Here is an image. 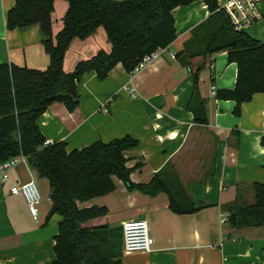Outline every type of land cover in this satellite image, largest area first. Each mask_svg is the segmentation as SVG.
Returning <instances> with one entry per match:
<instances>
[{"label": "crops", "instance_id": "1", "mask_svg": "<svg viewBox=\"0 0 264 264\" xmlns=\"http://www.w3.org/2000/svg\"><path fill=\"white\" fill-rule=\"evenodd\" d=\"M226 1L217 0L219 8ZM13 5L14 0H0V64L44 70L49 58L39 26L6 28V15ZM53 8L52 32L56 35L67 3L55 0ZM255 13L244 31L264 44V0L257 2ZM172 16L177 37L156 60L131 74L118 64L104 80L94 72L84 74L76 85L77 107L69 112L63 104L53 103L38 119V127L45 140L64 142L67 151L131 137L137 146L124 152V157L132 184L147 183L166 167L177 176L195 207L205 205L193 214L179 215L169 209L165 193L149 196L129 190L113 178V192L78 207L106 208L104 216L82 226L114 232L122 264H264V227H238L237 216L235 225L228 220L220 223L232 208L252 205L253 184H264V149L260 144L264 137V94H255L235 116L233 101L216 98L218 91L233 89L236 79V65L227 62L225 52L192 59L188 67L176 58L192 30L208 19L209 10L195 1L176 7ZM100 50L110 51L101 28L84 41L70 43L63 69L71 72L77 62ZM198 67L196 87L205 101L206 125L196 124L187 109L194 90L192 73ZM125 86L135 90L134 99ZM31 180L48 198L38 207V222L31 218L21 196L9 194L11 187ZM50 207L47 180L37 177L28 164H17L7 183L0 186V264H50L55 260L53 237L60 217L48 219ZM130 220L147 223L153 239L150 253L122 252L121 226Z\"/></svg>", "mask_w": 264, "mask_h": 264}, {"label": "trees", "instance_id": "2", "mask_svg": "<svg viewBox=\"0 0 264 264\" xmlns=\"http://www.w3.org/2000/svg\"><path fill=\"white\" fill-rule=\"evenodd\" d=\"M54 1L14 0L7 12L8 30L39 26L49 63L44 70L0 64V162L24 156L34 174L48 182V219L53 215L60 217L53 237L55 260L50 264H122L114 232L82 226L104 216L106 208L78 207L79 203L113 192V178L121 180L129 190L149 196L165 193L169 209L179 215L193 214L205 205L195 207L177 176L166 171V167L147 183L132 184L124 152L137 146L133 138L97 141L83 149L67 151L64 142L43 145L45 139L38 119L53 103H61L72 112L79 103L76 85L84 74L94 72L99 80H104L118 64L131 74L145 56L172 44L177 37L172 11L179 6L201 1L210 16L192 30L176 58L181 66L188 67L192 59L225 52L227 62L236 65V79L233 89L218 91L216 98L233 101L235 116L255 94H264V44L244 30L235 31L217 0H62L67 3V10L61 29L53 35ZM99 28L110 51L100 50L66 72L63 60L70 43L74 39L86 40ZM200 69L192 73L194 90L187 109L196 124L206 125L205 101L196 87ZM260 144L264 149V137ZM252 189L254 203L230 211L235 212L241 228L264 227V184L255 183Z\"/></svg>", "mask_w": 264, "mask_h": 264}, {"label": "built area", "instance_id": "3", "mask_svg": "<svg viewBox=\"0 0 264 264\" xmlns=\"http://www.w3.org/2000/svg\"><path fill=\"white\" fill-rule=\"evenodd\" d=\"M260 0H228L222 4L220 9L230 18V22L235 31L240 32L255 19L256 17V4ZM159 49L150 55L145 56L137 65L133 72H138L143 69L147 64L156 60L161 51ZM174 59V55L171 56ZM131 98H135V90L130 87H124ZM50 140H45L44 146L51 145ZM19 163L27 164V159L24 156H16L5 162H0V186L7 183L9 173ZM9 194L12 196H21L27 206L29 214L34 222H38L39 210L38 207L41 203V195L33 180L13 186L9 189ZM228 220L227 215H223L220 223H226ZM122 230V252L124 254L131 253H150L153 247V239L149 236L148 226L144 220H130L126 221L121 226Z\"/></svg>", "mask_w": 264, "mask_h": 264}, {"label": "rangeland", "instance_id": "4", "mask_svg": "<svg viewBox=\"0 0 264 264\" xmlns=\"http://www.w3.org/2000/svg\"><path fill=\"white\" fill-rule=\"evenodd\" d=\"M38 187V191H39V193H40V195H41V198H42V202H41V205L40 206H43V205H45L46 204V202H47V200H48V198H44V196H43V190H41V188L39 187V186H37ZM51 223H48V225H50ZM47 225V226H48Z\"/></svg>", "mask_w": 264, "mask_h": 264}, {"label": "water", "instance_id": "5", "mask_svg": "<svg viewBox=\"0 0 264 264\" xmlns=\"http://www.w3.org/2000/svg\"><path fill=\"white\" fill-rule=\"evenodd\" d=\"M228 223L231 225H235L236 224V214L235 213H231L228 217Z\"/></svg>", "mask_w": 264, "mask_h": 264}]
</instances>
